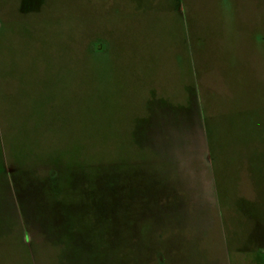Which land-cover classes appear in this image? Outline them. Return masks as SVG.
<instances>
[{"label":"rangeland","instance_id":"1","mask_svg":"<svg viewBox=\"0 0 264 264\" xmlns=\"http://www.w3.org/2000/svg\"><path fill=\"white\" fill-rule=\"evenodd\" d=\"M0 264H264V0H0Z\"/></svg>","mask_w":264,"mask_h":264}]
</instances>
